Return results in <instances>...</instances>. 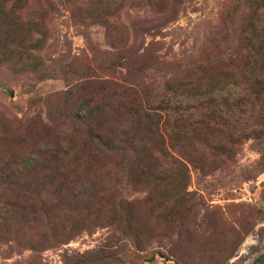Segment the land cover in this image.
I'll return each instance as SVG.
<instances>
[{"label": "rangeland", "instance_id": "obj_1", "mask_svg": "<svg viewBox=\"0 0 264 264\" xmlns=\"http://www.w3.org/2000/svg\"><path fill=\"white\" fill-rule=\"evenodd\" d=\"M7 8L21 21L0 19V162L39 167L52 158L29 153L54 146L56 135L69 146L86 141L75 116L105 91L116 99V87L132 88L152 102L188 92L197 108L210 97L198 70L248 52L264 24V0H11ZM247 86L243 79L231 94L249 98ZM242 127L252 135L229 155L203 137L185 161L166 142L162 168L181 162L189 178L136 179L132 159L112 164L102 199L91 210L81 204L72 239L33 251L0 233V264H264V95ZM88 168L78 172L91 176Z\"/></svg>", "mask_w": 264, "mask_h": 264}, {"label": "trees", "instance_id": "obj_2", "mask_svg": "<svg viewBox=\"0 0 264 264\" xmlns=\"http://www.w3.org/2000/svg\"><path fill=\"white\" fill-rule=\"evenodd\" d=\"M10 1L0 0V19L12 21L10 27L18 26L21 20L12 16L14 6L7 8ZM254 36L248 52L218 58L213 68L206 64L209 70H198L197 80H206L210 97H200L197 108L189 106L193 95L186 97L188 92L167 91L169 96L165 94L158 102H152L140 92L116 84L120 90L116 99L105 91L98 101L87 100L75 116L86 129L85 142L69 146L55 133L54 146L29 153L31 158H52L46 165L0 162V233L12 234L33 251L45 250L75 236L82 225L81 218L76 217L81 204L83 209L91 210L93 199H102V181L111 174L112 164L126 167L128 159H132L127 173L136 179L143 175L161 179L159 173L164 172L189 178V171L181 162H172L175 168L162 166L171 157L169 149L177 151L185 161L196 157L197 144L203 137L215 141L212 149L229 155L233 145L252 135L242 127L244 115L251 113L253 102L264 95V24L258 26ZM238 77L242 78L240 82ZM243 79L248 84L244 93L248 92L249 98L235 99L231 92L243 84ZM171 141L177 143V149L166 148V142ZM71 153L78 156L73 164L56 161ZM82 166L89 167L91 176L78 172ZM63 205L69 211L61 219L59 210L64 209Z\"/></svg>", "mask_w": 264, "mask_h": 264}]
</instances>
